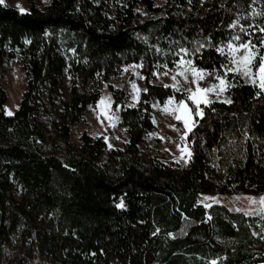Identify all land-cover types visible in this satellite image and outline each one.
Instances as JSON below:
<instances>
[{
  "label": "trees",
  "instance_id": "16d2710c",
  "mask_svg": "<svg viewBox=\"0 0 264 264\" xmlns=\"http://www.w3.org/2000/svg\"><path fill=\"white\" fill-rule=\"evenodd\" d=\"M229 41L250 45L257 69L264 0L0 4V264H264V219L198 202L199 193L264 194V90L224 70L219 47ZM7 57H20L25 79L11 116ZM179 57L223 77L231 102L201 105L198 116L186 92L151 83ZM127 64L140 65L145 88L126 106L130 92L108 84L127 141L100 161L103 136L84 130L73 145L71 128ZM169 97L194 112L186 163L139 152L155 127L153 101Z\"/></svg>",
  "mask_w": 264,
  "mask_h": 264
},
{
  "label": "rangeland",
  "instance_id": "374dc122",
  "mask_svg": "<svg viewBox=\"0 0 264 264\" xmlns=\"http://www.w3.org/2000/svg\"><path fill=\"white\" fill-rule=\"evenodd\" d=\"M104 4L113 10L114 4L119 0H103ZM156 4L161 5L165 0H154ZM49 0H4L3 4L18 9L21 12L29 11L33 4L39 8L44 7ZM245 45V47H241ZM224 54L229 57V64L224 68L226 72L239 74L247 81L255 83L260 87L259 67L254 69L251 65L247 68L249 73L254 75L244 76V65H237L234 61L241 60L246 55L254 57L253 48L247 43L237 44L233 41L226 42L219 47ZM61 53H63L61 51ZM264 63V59L261 61ZM260 63V64H261ZM241 68L240 72L229 71V69ZM175 77V79H173ZM221 81H224L221 84ZM255 81V82H253ZM151 83L167 85L179 92H186L190 97L193 94L200 100L199 107L195 105V113L201 111V105L207 104V101L224 100L226 83L223 77L212 78V74L205 69L196 68L190 59L179 57L172 68L165 67L163 70H157L153 73ZM108 84L116 88L127 89L130 92V99L126 106H135L139 93L144 90V79L140 72L139 64H127L120 68L108 81H102L98 84L99 99L94 105H88L81 120L71 128L69 141L73 145L79 144L80 134L86 130L92 135L103 136L107 143L106 150L100 156V161L108 157L109 150L122 148L127 141V132L125 127L119 125L120 114L119 107L113 106V97ZM1 85L7 94V100L4 105V113L7 116L13 115L20 104V99L25 90V79L20 57H7L3 65L1 76ZM135 86V88L133 87ZM70 81L67 71L62 76V93L68 97ZM214 88L213 91L203 92V89ZM261 88V87H260ZM264 90V88H261ZM171 101V102H170ZM181 101L184 104L181 105ZM170 102V103H169ZM153 113L152 121L154 129L149 131L139 144V152L146 157L156 156L163 161L187 162L190 157V146L188 134L194 126V112L185 100H176L174 97L167 98L163 103L154 100L152 103ZM11 113L9 115L8 113ZM198 115V116H201ZM180 119H177V117ZM187 121V126L185 125ZM13 195L19 199V192L13 191ZM264 194H233V193H199L198 202L209 207L211 204H223L233 211H241L244 214L256 215L264 219ZM262 238H264V225H262Z\"/></svg>",
  "mask_w": 264,
  "mask_h": 264
},
{
  "label": "snow or ice",
  "instance_id": "6c2138e0",
  "mask_svg": "<svg viewBox=\"0 0 264 264\" xmlns=\"http://www.w3.org/2000/svg\"><path fill=\"white\" fill-rule=\"evenodd\" d=\"M3 2H4V0H0V4H2ZM21 11H23V9H21ZM235 39L239 40V37H236ZM241 47H245V45H241ZM182 51H185V50L182 49ZM219 51L223 52L222 49H220ZM254 59H255V57L246 55L241 60L234 61V63H236L237 65H244L245 66L244 70H243V75L247 77L249 75H254V73H249V71L247 70V68L251 65V63L253 62ZM261 59H264V58H261ZM229 71L240 72L241 68L238 66L236 69H229ZM258 71L260 73V80H261L260 87L264 88V63L260 64V67H259ZM173 79H175V77ZM253 82H255V81H253ZM223 83H224V81H221V84H223ZM133 87L135 88V86H133ZM213 90H214V88H207V89H203L202 91L206 93V92L213 91ZM188 99L193 100L196 103L197 107H199V104H200L201 101L196 98L195 94H193L192 96L188 97ZM227 102L230 103L231 101H227ZM180 103H181V105H183L184 101H181ZM207 103H211V101H207ZM8 114L11 115L10 112ZM200 114H201L200 112H197V115H200ZM177 119H180V117L178 116ZM185 125L187 126V121H185ZM261 203H264V199L261 200ZM118 206L122 207L123 206V202H121V205H118ZM262 214H264V213H262Z\"/></svg>",
  "mask_w": 264,
  "mask_h": 264
}]
</instances>
